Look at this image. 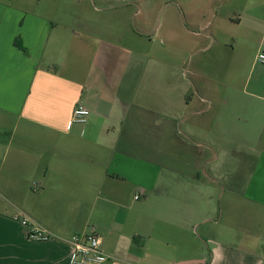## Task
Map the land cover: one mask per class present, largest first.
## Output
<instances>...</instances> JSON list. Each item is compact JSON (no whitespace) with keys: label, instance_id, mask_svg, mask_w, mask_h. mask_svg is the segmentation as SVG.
<instances>
[{"label":"crops","instance_id":"0c3cea01","mask_svg":"<svg viewBox=\"0 0 264 264\" xmlns=\"http://www.w3.org/2000/svg\"><path fill=\"white\" fill-rule=\"evenodd\" d=\"M181 1L180 16L165 15L157 28L160 45L176 38L185 53L191 35L205 42L193 54L215 47L214 66L225 54L231 69L245 75L241 92L257 106L247 122L255 116L257 125L253 141L250 131L241 132L235 178L245 184L237 192L264 205V65L255 60L264 51V0H203L206 9L202 0ZM131 19L132 32L143 34L147 17L125 23ZM78 20L80 48L69 44L59 56L52 18L30 11L26 1L0 0V264H70L68 239L91 228L111 256L100 264H264V233L245 236L248 250L217 242L214 231L201 235L199 210L185 207L178 201L184 192H168L165 184L169 176L198 178L202 167L216 180L213 109L200 107L213 94L201 96L197 79L213 59L199 57L192 68L181 63L176 93L153 95L144 78L137 95L138 71L144 75L149 66L120 50L125 32L94 18L92 33L87 15ZM154 31L144 34L151 43ZM78 102L90 110L84 123L72 121ZM166 198L176 199V208ZM23 216L54 237L29 238ZM200 238L210 240L208 259L196 252Z\"/></svg>","mask_w":264,"mask_h":264},{"label":"rangeland","instance_id":"374dc122","mask_svg":"<svg viewBox=\"0 0 264 264\" xmlns=\"http://www.w3.org/2000/svg\"><path fill=\"white\" fill-rule=\"evenodd\" d=\"M5 1H26L27 7L30 11L38 13L39 15L52 18V31L58 32V42L61 52L59 56H62L67 46L74 49L80 48L78 38H75V32H80L79 28V15H87L89 23L94 26L95 23H101L102 26H116V28L122 33L125 32V37L121 39L122 48L121 51L133 53L137 59V62L146 63L149 68L147 73H140V80L138 81L137 95L142 94L143 80L144 78L149 81L152 86V94L165 93L168 90L176 93V80L180 77V72L177 69L181 63H185L190 68L195 66L199 57H205L213 59V67L211 62L208 64L207 69L201 70L199 80V86L201 87V93L210 91L213 94L211 101L207 100L199 102L200 107L212 106L213 113L210 114L208 122L215 121V125L212 124L211 140L216 144V163H213L211 168L215 173L216 180L210 181L208 177L204 176V167H202L201 176L193 178L187 175L168 177V181L165 184L169 191L184 192L185 197L179 199L185 207H194L195 210H199L200 214V233L203 235L204 231H214V238L226 242L227 240L232 242V245L250 249L247 239L249 233H264V205L257 199L242 195L237 192L239 188H242L245 184L240 178H235V170L238 168L236 165L237 159H240V152L243 148L244 141L242 140V131H250L251 140H255L253 132L257 125L256 117L251 118V123L247 121V114L254 115V110L257 106L254 105L251 99H247L248 96L242 94V83L240 80H244V76L241 69H231L230 64L226 60L225 54H220L222 65L214 66V48L210 50H204L200 53L193 54V48L200 45L205 46L204 40H201V44H196L197 38L188 35L186 40L185 53L182 49H178L180 46L176 42V38L173 39V43L169 47H162L160 45V36L163 29L157 30L158 26L162 24L163 17L165 15L176 16L178 14L177 4H180L181 0H5ZM221 1H244V0H221ZM260 1V0H257ZM185 2V1H184ZM200 4L206 9V4L203 0ZM141 7V13H140ZM135 15L137 20L147 17V23H143V34H134L132 29L133 19L127 24L125 22L130 16ZM180 16V14H178ZM97 19L98 22L93 20ZM100 20L105 22H101ZM142 23L137 22V26H141ZM170 25V23H169ZM106 26H103L106 27ZM102 28V27H101ZM101 28L99 31H101ZM155 28V31L151 34L154 41L151 43L146 34L150 29ZM127 29V31H125ZM140 30V29H139ZM96 31L94 26L92 33ZM60 32V33H59ZM102 32V31H101ZM97 34V32H96ZM100 36H103L100 34ZM62 43L63 48L61 47ZM89 45V44H88ZM91 45V44H90ZM89 45V47H91ZM105 48L103 41L100 42L98 52ZM118 49V48H117ZM126 49V50H125ZM132 50V51H130ZM75 51V50H73ZM97 52V53H98ZM101 54H98L99 59ZM71 56L66 53L64 58ZM216 56V53H215ZM97 59V60H98ZM211 61V60H210ZM217 61V57H216ZM225 63V66H224ZM229 65V66H228ZM227 67L223 69L222 67ZM216 67V68H215ZM219 68L220 71L217 69ZM162 78H161V77ZM189 76V75H188ZM139 77V75H138ZM208 77V81L205 78ZM166 79V82L164 81ZM146 81V82H147ZM215 82V83H213ZM196 92L194 87L190 88V94ZM207 93V92H206ZM138 101L140 97L137 96ZM212 102V103H211ZM207 120V117L205 118ZM2 127L0 126V131ZM3 130L1 131V133ZM209 137L210 135L202 134V137ZM208 153L207 151H205ZM209 170V166L205 167ZM233 186V192L230 191ZM165 200V199H164ZM169 201L171 208H176L172 205L176 199L166 198ZM173 212L170 211V214ZM206 218V220H204ZM230 233V234H229ZM207 238V237H206ZM200 245L197 247V254L204 256L207 259L210 255V240L200 238ZM229 242V243H230ZM251 242V241H250ZM264 248V245H263Z\"/></svg>","mask_w":264,"mask_h":264},{"label":"built area","instance_id":"2783aa9c","mask_svg":"<svg viewBox=\"0 0 264 264\" xmlns=\"http://www.w3.org/2000/svg\"><path fill=\"white\" fill-rule=\"evenodd\" d=\"M255 60L264 65V51L257 53ZM90 110L82 103L78 102L72 111V121L76 123L86 122ZM135 199L139 195H135ZM21 224L26 227V233L29 238L37 241H47L54 237L48 229L36 224L30 217L23 216ZM71 245L70 264H100L111 256L100 249V238L91 228L88 234H73L68 239Z\"/></svg>","mask_w":264,"mask_h":264},{"label":"trees","instance_id":"16d2710c","mask_svg":"<svg viewBox=\"0 0 264 264\" xmlns=\"http://www.w3.org/2000/svg\"><path fill=\"white\" fill-rule=\"evenodd\" d=\"M16 45L19 46V47H20L21 49H23L24 51H26L25 48L22 47V45H21L17 40H16Z\"/></svg>","mask_w":264,"mask_h":264}]
</instances>
